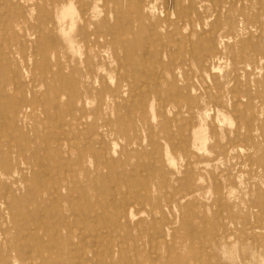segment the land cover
Here are the masks:
<instances>
[{
  "label": "rangeland",
  "instance_id": "374dc122",
  "mask_svg": "<svg viewBox=\"0 0 264 264\" xmlns=\"http://www.w3.org/2000/svg\"><path fill=\"white\" fill-rule=\"evenodd\" d=\"M50 2L0 0V264H264V0H96L108 43L84 113L85 65L15 25ZM215 82L238 91L219 113Z\"/></svg>",
  "mask_w": 264,
  "mask_h": 264
},
{
  "label": "bare ground",
  "instance_id": "6f19581e",
  "mask_svg": "<svg viewBox=\"0 0 264 264\" xmlns=\"http://www.w3.org/2000/svg\"><path fill=\"white\" fill-rule=\"evenodd\" d=\"M16 2H19V0H16ZM212 2H213L212 4L214 6H218L220 3V0H212ZM229 3L231 5V2H229ZM75 4L78 6V8L76 9V11H72ZM190 5L192 6L193 4H190ZM214 6H212V7L214 8ZM220 6H221V4H220ZM65 8L68 9V11H66L67 13L70 11V13H68L69 15L67 17L64 15L65 13L63 12V10ZM213 8H212V11H213ZM32 10L33 11L35 10L36 12L34 13ZM100 13H101V10L99 8V5L96 3V0H51L49 6H43L42 4H39V3L33 4L32 6H30L25 11V13L20 14L19 15L20 17H18L17 21H15V25H17V28L19 30H21L23 33L22 36L25 38V44L26 45H28L30 39H32V38L34 39V41L30 42V44H29L30 48L36 47L42 43L44 45H47L48 51L52 55H54L55 57H58L60 55L59 53H61V55H64L65 58L68 57V59L70 61H73V62L81 61L85 65V69H83V68L80 69L77 66H73L72 71H71V72H74V71L77 72L79 79H81V80L84 79L82 86L79 88V91L76 90V88L71 89L72 91H74L77 94L76 95V102L80 103L79 111L81 113L85 112V110H83V106L88 102V100L90 98L93 99V97H96V94H98L97 91H95L94 86H95V83H97V82L99 83V80L102 77L96 71L95 66L96 65L101 66V59L104 55V46L108 43L107 30L105 28V27H107L106 19H105V17H102V18L98 19L97 21H92L98 15L100 16ZM228 19H231V18H228ZM237 21H239V20H237ZM77 22H80V23H77ZM252 22H254V21H252ZM75 24H78V26H77V31L75 32L74 36L67 35L65 37V39L59 40L57 38V36L54 34L56 30H59V31L64 30L65 31L68 28L70 29ZM247 24H249V22ZM247 24H246V26H244V28H248ZM253 27L254 28H257V27L261 28L259 23L254 24ZM249 29H250V27H249ZM254 30H256V29H254ZM262 30H264V28H262ZM248 33H250V32H248ZM255 33H257V32H255ZM247 36H248V34H247ZM250 38L253 39L254 37L250 36ZM74 43H77L82 47V50L78 49V48H77V50L75 49L76 53H74V54H76V56L73 55V49L75 48L73 46ZM60 48H61V50H60ZM41 53L44 54V51H41ZM203 59H204V57H203ZM28 61L30 62V60H28ZM203 61L204 60H202V62ZM180 63H181V61H180ZM56 73H57V77L55 79H51L52 81H49V84L54 85V81H58L59 83L63 82L65 80V77H67L63 72L60 71V69H57ZM137 84H138V81L136 79H133L132 81L122 80L121 87L124 86L125 90L128 91V90L136 88ZM213 84L215 85L214 88L217 89V93L213 96L214 97L213 100L210 99V102H211L212 110H214L215 113H219L220 110L223 108V105H224L223 97H225V96H228L229 99L231 98L232 102L235 105V103H236L235 101H236V98L238 96V91L235 89V87L230 88V89H228V88L224 89V88H222V85L220 83L215 82ZM188 85L191 86L190 84H188ZM232 86H234V84H232ZM77 91H78V93H77ZM80 91H83V92L79 93ZM262 94L264 95V89L262 91ZM241 96L244 97L246 95L242 94ZM52 98H56V92L55 91L53 92ZM239 100L240 99L238 97L237 101H239ZM54 104H56V103H54ZM182 112L190 114V110H189V107H187V104L183 107ZM59 132L61 134L67 133V131L64 132L62 130ZM47 133H48L47 134L48 137H50V138L56 137L55 134L57 135L56 132H55V134L52 133L51 131H49ZM260 136H261L262 140H264V132L261 133ZM170 137L171 136L167 135V138H170ZM170 142H172V141H170ZM192 148H194L195 150L198 149L196 146V143H195V138L194 137L193 138H189V137L184 138L182 141V144H181V151L184 150L186 152V154H189V153L194 152V151H192ZM79 152H80V150L77 151V153H79ZM94 156H98V154L94 153ZM257 160H258V162L264 163V158H258ZM62 164L63 163L58 162L56 166L59 167ZM86 171L89 172L88 169H86ZM145 175H146V173H145ZM58 179H62V177L61 178H58L57 176L53 177L54 181H58ZM91 185L92 184L90 182H88L85 185H79L77 187L73 186L72 190L73 191L83 190L87 187L89 188ZM219 186L220 185L216 183L211 188L214 192H218ZM0 204H1V202H0ZM34 213L29 211V210L27 213L28 217L31 218V220H32V223H31L32 227L42 228L43 224L41 222H36V219H34V217H35V216H33ZM46 227H47V225H46ZM52 227H55V225H53ZM29 248H30V245L26 246L24 248V250H28ZM38 257L40 258V254L38 255Z\"/></svg>",
  "mask_w": 264,
  "mask_h": 264
}]
</instances>
